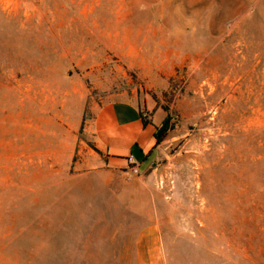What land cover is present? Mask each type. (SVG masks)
<instances>
[{"label":"rangeland","instance_id":"1","mask_svg":"<svg viewBox=\"0 0 264 264\" xmlns=\"http://www.w3.org/2000/svg\"><path fill=\"white\" fill-rule=\"evenodd\" d=\"M115 102L168 121L137 175L89 131ZM147 231L264 264V0H0V264H138Z\"/></svg>","mask_w":264,"mask_h":264},{"label":"crops","instance_id":"2","mask_svg":"<svg viewBox=\"0 0 264 264\" xmlns=\"http://www.w3.org/2000/svg\"><path fill=\"white\" fill-rule=\"evenodd\" d=\"M144 107L129 102H115L100 108L92 121L89 131L93 134L98 150L107 156L109 162L123 166L133 156L142 162L156 146V132L160 128L155 117L145 125L142 113ZM147 111L150 108L147 107ZM135 152L137 154L135 155ZM151 230L149 231H153ZM141 236L138 245V264H163V254L158 240ZM153 233V232H152Z\"/></svg>","mask_w":264,"mask_h":264},{"label":"trees","instance_id":"3","mask_svg":"<svg viewBox=\"0 0 264 264\" xmlns=\"http://www.w3.org/2000/svg\"><path fill=\"white\" fill-rule=\"evenodd\" d=\"M144 124L147 125V120L143 117ZM168 127V121L165 120L162 124V126L157 130L155 140H156V146L160 145L163 140L165 139L167 128Z\"/></svg>","mask_w":264,"mask_h":264},{"label":"built area","instance_id":"4","mask_svg":"<svg viewBox=\"0 0 264 264\" xmlns=\"http://www.w3.org/2000/svg\"><path fill=\"white\" fill-rule=\"evenodd\" d=\"M126 162H127L128 166L130 167V171L132 174H134V175L139 174L140 167H139L137 160L133 156H129L126 159Z\"/></svg>","mask_w":264,"mask_h":264}]
</instances>
